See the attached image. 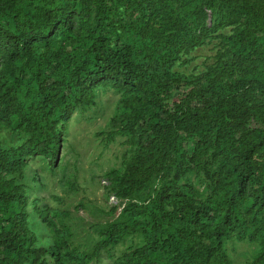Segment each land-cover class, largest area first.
I'll return each mask as SVG.
<instances>
[{
    "label": "trees",
    "instance_id": "trees-1",
    "mask_svg": "<svg viewBox=\"0 0 264 264\" xmlns=\"http://www.w3.org/2000/svg\"><path fill=\"white\" fill-rule=\"evenodd\" d=\"M89 3L0 0V130L23 136L0 143V264H88L135 233L142 243L117 264H231L224 244L233 237L258 238L251 264H264V117L257 127L249 119L264 114V0ZM216 8L229 33L213 35L207 9ZM210 36L220 48L202 76L168 74ZM100 88L120 92L129 112L107 134L132 132L123 172L108 177L128 202L90 253L69 245L55 220L63 212L37 208L53 233L37 245L26 187L7 175L32 156L54 165L71 115L94 105ZM199 171L207 191L194 182Z\"/></svg>",
    "mask_w": 264,
    "mask_h": 264
},
{
    "label": "rangeland",
    "instance_id": "rangeland-1",
    "mask_svg": "<svg viewBox=\"0 0 264 264\" xmlns=\"http://www.w3.org/2000/svg\"><path fill=\"white\" fill-rule=\"evenodd\" d=\"M77 3L79 1L74 4ZM83 4L85 9H92L89 0H83ZM22 9L31 11L33 6H23ZM207 14L208 25L216 30L213 35L231 31V26L222 28L218 25V21L225 18L221 9L216 8L213 13L207 9ZM218 43L217 37L210 36L202 45L171 63L167 67L168 74L202 76L207 65L214 61L213 56L220 48ZM256 98L262 102L257 93ZM128 113L120 92L111 88L98 89L94 105L76 110L71 115L54 165L42 156H32L21 174L7 175L26 187L28 223L36 235L37 245L47 246L53 241V233L42 222L37 208L63 212L55 218L58 227L67 228L69 245L85 253L92 251L107 224L118 218L128 200H119L108 189V177L123 172L126 161L133 153V136L131 131H126L108 140L107 134L116 131L120 120ZM262 117L264 114L250 111V125L259 126ZM21 140L23 136L7 128L0 130V143L3 145H18ZM194 182L201 191H207V177L201 171L194 176ZM148 194L149 191L140 192L139 198L131 202L143 200ZM142 241L140 233L127 235L117 245L102 250L88 264H117V258L128 246L139 245ZM224 247L231 264H251L262 245L258 238L239 241L233 237L225 241Z\"/></svg>",
    "mask_w": 264,
    "mask_h": 264
}]
</instances>
